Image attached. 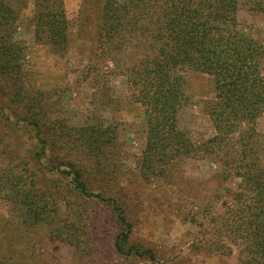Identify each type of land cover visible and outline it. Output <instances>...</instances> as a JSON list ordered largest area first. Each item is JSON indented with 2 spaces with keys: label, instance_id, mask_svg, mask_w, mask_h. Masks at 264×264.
Returning a JSON list of instances; mask_svg holds the SVG:
<instances>
[{
  "label": "trees",
  "instance_id": "trees-1",
  "mask_svg": "<svg viewBox=\"0 0 264 264\" xmlns=\"http://www.w3.org/2000/svg\"><path fill=\"white\" fill-rule=\"evenodd\" d=\"M26 4L25 0H0V111H7L0 112V120L12 128L22 124L36 132L31 160L44 167L48 147L41 124L44 103L27 89L26 51L15 38L16 23ZM35 5L37 36L64 45L68 19L63 1L35 0ZM239 6L240 0H104L95 19V43L102 55L128 50L139 54L136 61L121 66L136 99L145 107L147 141L140 164L144 177H168L177 161L187 158L211 157L221 164L216 175L223 191L214 197L222 198L224 210L215 212L208 202L187 213L188 222L198 228L191 249L231 256L235 246L238 264H264V165L257 138V120L264 114V44L239 28ZM189 72L207 74L213 82L208 113L216 134L200 141L194 140L180 121L189 101L185 90ZM12 103L18 109L10 110ZM80 131H89V135L81 136L84 140L76 143V149L84 160L89 156L94 164H102L97 158L109 151L112 129L88 125ZM3 143L0 130V198L19 207L20 223L25 227L47 224L61 241L72 237L63 230L76 231L78 249L88 248L81 225L71 229L70 220L59 223V218L51 215L44 197L47 188L41 187L32 172L3 169L6 156L17 163L16 153H10ZM48 171L67 180V190L76 202L99 203L106 208L117 228L113 244L118 254L157 259L152 248L131 241L134 224L123 203L122 187L117 195L92 190L85 171L76 163L71 167L46 166L42 174L46 177ZM234 179L239 180L236 187L225 186ZM58 198L66 201L65 196ZM84 214L90 218L89 213ZM1 239L0 264H26L23 254L5 248Z\"/></svg>",
  "mask_w": 264,
  "mask_h": 264
},
{
  "label": "rangeland",
  "instance_id": "rangeland-1",
  "mask_svg": "<svg viewBox=\"0 0 264 264\" xmlns=\"http://www.w3.org/2000/svg\"><path fill=\"white\" fill-rule=\"evenodd\" d=\"M62 1L68 19L64 45H53L37 36L35 0H25L27 4L16 23L15 38L26 51L27 89L44 103L41 124L48 143L44 167L33 165L31 160L37 146L36 132L22 124L12 128L0 120L3 144L17 155L16 164L4 157L3 169L32 172L41 187L47 188L44 197L51 215L59 218V223L70 220L71 229L81 225L88 248L78 249L76 231L63 230L72 237L61 241L47 224L25 227L19 221V207L0 198V239L5 241L4 247L22 253L26 264H238L235 246L231 256L195 252L190 246L198 228L188 222L187 213L208 202L215 212L224 210L220 206L222 198L214 197L223 191L216 175L221 171L220 162L211 157L187 158L177 161L168 177H144L140 164L147 141L145 107L136 99L122 68L136 61L139 54L128 50L102 55L96 49L95 19L104 0ZM237 16L239 28L264 44V0H240ZM185 90L189 101L180 114L181 127L196 141L212 137L216 130L208 113V101L214 94L210 76L189 72ZM16 108L12 103L10 110ZM0 112L7 113L5 108ZM88 125L112 129L109 151L97 158L102 164H94L89 156L84 160L81 150L76 149V143L84 140L81 136L89 135V131L81 133L80 128ZM257 130L264 165V114L257 120ZM75 163L85 171L92 190L117 195L122 187L123 203L134 224L131 241L152 248L155 261L118 254L113 244L117 228L106 208L99 203L76 202L67 190L66 179L55 171H48L46 177L42 174L46 166L71 167ZM238 181L226 182L225 186L236 187ZM59 196H65L66 201Z\"/></svg>",
  "mask_w": 264,
  "mask_h": 264
}]
</instances>
